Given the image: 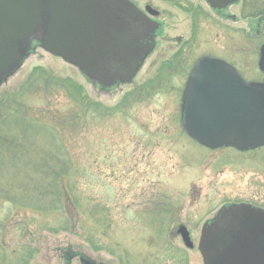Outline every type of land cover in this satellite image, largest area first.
<instances>
[{
  "label": "rangeland",
  "instance_id": "1",
  "mask_svg": "<svg viewBox=\"0 0 264 264\" xmlns=\"http://www.w3.org/2000/svg\"><path fill=\"white\" fill-rule=\"evenodd\" d=\"M133 1L158 10L161 29L130 85L101 89L35 44L0 87V108L23 107L26 115L4 116L0 125V264H60L65 252L117 264L148 251L160 254L145 264H172L184 251L179 236L169 241L172 217L195 221L240 201L264 209V147L209 150L189 138L179 122L188 72L176 68V58L189 70L208 54L234 65L244 79L259 80L264 0H240L221 12L205 0H182V6ZM165 64L176 69L167 74ZM34 67L70 78L85 97L82 105L45 89L15 99ZM141 86L143 96L135 91ZM134 91L138 95H130ZM89 104L97 110L91 112ZM118 104L126 107L117 111ZM107 108L116 111L109 114ZM61 170L67 176L56 183ZM57 190L61 200L53 194ZM162 227L167 230L161 236L153 235ZM193 237L197 244L199 232ZM188 258L202 264L198 252Z\"/></svg>",
  "mask_w": 264,
  "mask_h": 264
},
{
  "label": "water",
  "instance_id": "2",
  "mask_svg": "<svg viewBox=\"0 0 264 264\" xmlns=\"http://www.w3.org/2000/svg\"><path fill=\"white\" fill-rule=\"evenodd\" d=\"M205 1L221 9L238 0ZM144 10L131 0H0V86L20 68L33 42L102 87L131 83L159 27L149 17L158 10ZM258 68L262 80L245 81L219 58L197 59L182 90L184 132L210 149L264 146V44ZM180 234L191 246L184 228ZM198 249L203 264H264V210L245 203L223 207L203 227Z\"/></svg>",
  "mask_w": 264,
  "mask_h": 264
},
{
  "label": "flooded vegetation",
  "instance_id": "3",
  "mask_svg": "<svg viewBox=\"0 0 264 264\" xmlns=\"http://www.w3.org/2000/svg\"><path fill=\"white\" fill-rule=\"evenodd\" d=\"M227 8L228 7L220 9V10L214 9V11L216 10L218 12H221L223 10H226ZM226 16H227V18H229L228 15H226ZM155 47H156V42H155ZM167 61L172 63L171 58L167 59ZM182 61H183L182 57L181 58H176V64L179 65L176 68L178 69V71H179V69H181V71L183 70V73L184 72L186 73V71H188V70L185 69V66H184ZM170 63H168V64H170ZM164 66H165L164 69H166L167 74L171 73V71L176 69V68H172V67L166 66V64ZM183 66H184V69H182ZM232 203H245V204H249V205H251L253 207L259 208L258 206L254 205V204L243 202V201L230 202L228 204L221 205L217 210L213 211L212 213L211 212L208 213L204 217H195V221H193L192 218H188V217H186V218L182 217V219H178V218L172 217L174 219V223H173V226L170 228L171 230L169 231L170 232L169 233V236H170V240L169 241L171 242V241H173V238L179 236L178 238L181 240V243L183 244L182 249L184 250V251H182V253L178 254L176 258L173 259L172 264H174V263L175 264L176 263H178V264H190L191 261L188 258V253L195 251V252H198L200 254L199 249H198V242H199L201 231H202L203 227L205 225H210L211 223H213L218 218L221 209L223 207H225V206H228V205L232 204ZM177 214H178V217H180L179 216L180 212H178ZM170 218H171L170 216H168V215L166 216L167 220L170 219ZM181 228H184L187 231V233L189 235V238L191 240V246L184 242L183 237L180 234V229ZM161 229L162 230H161L160 233H156L155 232V233H153V235L155 234V236H161V234H163V232L167 230V228H165V227H162ZM195 232H197V233L199 232V238H198L197 244H195V240H194V237H193ZM162 239L161 238L160 239H155L156 245H159L158 242L160 240H162ZM144 253L145 254L142 257H138V259L137 258H134V259L135 260L137 259L138 262H141V263L145 264L147 260H149V261L157 260V258L159 257V254H160V252H157V251H155L153 253H151L150 251L144 252ZM135 260H131L130 261L128 259H118L117 260V264H136V262H134ZM88 262L89 263L92 262L94 264H110V263H106V262H103V261L95 260L93 258H90V257L82 255V254L71 253V252H65L61 256L60 264H88Z\"/></svg>",
  "mask_w": 264,
  "mask_h": 264
},
{
  "label": "trees",
  "instance_id": "4",
  "mask_svg": "<svg viewBox=\"0 0 264 264\" xmlns=\"http://www.w3.org/2000/svg\"><path fill=\"white\" fill-rule=\"evenodd\" d=\"M171 2H175L177 5L182 6V0H169ZM187 11H190V8H187ZM261 14L264 15V6L262 7V9L259 11ZM144 86V85H143ZM143 86H141V88H137V90H135L137 93H139V95L144 94V88H142ZM47 90V91H54V92H63L64 95L66 97H68L69 99H71L73 102H75L76 104H79L80 106L82 105V101H84L85 97L81 96L79 91L75 90V84L73 83V81L70 78L67 77H60L57 76L53 73H51L50 71H48L45 68L42 67H34L31 72L28 74L27 78L25 79L24 83L19 87L18 91L15 94V99L18 98L20 100H22V97L27 93V92H36L37 90ZM133 92V94L130 95H138L136 92ZM143 96V95H142ZM12 104L14 103L13 101H11ZM121 103V102H120ZM92 104H89V110H93V112H95V110H97L96 108H92L91 107ZM21 106H23L21 104ZM126 107V105L124 104H118L116 105V110L118 111L120 107ZM99 107H101V110L103 109V106L101 104H99ZM21 109H10V107L7 108H0L1 111V118L6 116V118H12L13 116H18V115H22V117L25 118L26 115H24L23 113H25V110L22 111L21 113ZM114 108L110 109L107 108V111L109 114H112L113 111H116ZM105 110H102L103 113H105ZM106 114V113H105ZM104 114V115H105ZM74 117H78L80 118V115L78 114H73L72 118ZM5 118V117H4ZM26 119V118H25ZM6 119H3L0 122L1 127L3 126V123L5 122ZM52 129V128H51ZM54 130V129H53ZM68 171H62L60 173L57 174V176L55 177L56 183H59V179L64 178V176H67ZM51 190H49L50 192ZM44 192H41V195H43ZM54 195H56L57 199L61 200V196L63 195V193H61V191L59 192V190L54 191L53 193ZM37 209H44V207H37Z\"/></svg>",
  "mask_w": 264,
  "mask_h": 264
}]
</instances>
